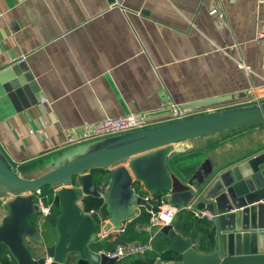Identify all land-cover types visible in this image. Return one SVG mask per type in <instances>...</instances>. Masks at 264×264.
<instances>
[{
	"label": "crops",
	"instance_id": "crops-1",
	"mask_svg": "<svg viewBox=\"0 0 264 264\" xmlns=\"http://www.w3.org/2000/svg\"><path fill=\"white\" fill-rule=\"evenodd\" d=\"M260 30L264 0H0V154L22 177L48 171L121 134L69 143L68 133L82 137L106 117L161 110L163 89L180 104L226 98L199 112L256 103L264 95ZM167 115L149 119L157 125ZM12 198L0 200V225ZM56 238L51 231L46 245ZM25 244L43 256L32 238Z\"/></svg>",
	"mask_w": 264,
	"mask_h": 264
},
{
	"label": "water",
	"instance_id": "water-1",
	"mask_svg": "<svg viewBox=\"0 0 264 264\" xmlns=\"http://www.w3.org/2000/svg\"><path fill=\"white\" fill-rule=\"evenodd\" d=\"M162 94L165 107L145 117L172 111L167 91L163 89ZM224 101V97H212L184 103L182 108ZM250 127L220 141L223 134ZM215 133L218 136L203 145L188 142ZM122 161L125 164L112 167ZM97 168L109 171V187L100 212L88 213L83 199L101 198L99 182L92 174ZM77 181L79 187L74 185ZM137 183L153 196L168 193L174 205L193 203L196 209L217 215L211 228L216 240L212 252L201 251L199 243L170 224L161 229L169 238L166 251L180 254L181 261L147 256L149 264H264V100L121 133L107 144L28 178L16 173L0 154L4 192L0 200L13 196L0 225V247L7 246L18 264H45L47 257L52 258L51 264H117L116 257L94 250L92 244L102 218L109 217L120 226L135 215L137 207L152 209L136 190ZM45 186L53 190L57 212L42 216L32 193ZM31 218H36V225ZM51 231L56 241L46 245ZM25 237L43 246V256H33Z\"/></svg>",
	"mask_w": 264,
	"mask_h": 264
},
{
	"label": "built area",
	"instance_id": "built-area-1",
	"mask_svg": "<svg viewBox=\"0 0 264 264\" xmlns=\"http://www.w3.org/2000/svg\"><path fill=\"white\" fill-rule=\"evenodd\" d=\"M211 14H220L222 15L223 12L220 11L218 8H213L211 10ZM256 40H264V30H260L256 33L255 36ZM27 55H24L21 57L20 61L24 62L26 60ZM241 67H243L248 74H250L251 69L249 66H247L243 61L240 62ZM253 90L256 92L257 89L253 88ZM264 91V88L262 89ZM264 98V95L256 96L253 99H256L260 101ZM45 101V100H44ZM251 102L252 99H249ZM172 111L168 113L167 117L165 118L164 122L169 121H175L184 119L187 117L194 116L199 112L197 109H191V108H182V104L172 101L171 104ZM209 111H214L215 109L210 108ZM213 109V110H212ZM207 112V111H202ZM159 121L151 120L143 115L134 114V113H128L125 115L117 116V117H106L104 119H101L99 121L94 122L90 126L89 132L82 137H79L78 135H74L73 133H68L69 136V143H77L81 142L85 139L90 138H97L107 135H113V134H119L129 131H134L138 129H143L150 127ZM76 187L80 186V182H75L74 184ZM109 187L108 181H105V183H102L99 185V190L101 193V198H104L107 190ZM33 196L36 200V202L39 204V211L42 216L51 214L54 211V206L52 203V198L49 194L45 193L42 188H38L36 191H34ZM144 198H146L151 204L152 209L148 210L151 213V219L148 224H142V223H135V229L139 232H141L146 238L144 240H133V241H126V242H120L118 243L113 250L105 251L100 250V252H105L110 257H116L118 260L127 257V256H134L139 254H146L151 253L154 251L155 246L154 242L158 235L161 233L162 227L166 225L173 224L175 221L177 215L183 211V210H191L194 215L200 218L208 219L211 223H213L217 215L213 213L210 210H198L195 208L193 203L186 204V205H174L168 201V193L163 194L160 198H155L150 192H145L142 194ZM152 201H155L158 205V209L154 210V204ZM142 207H137L135 215L125 222H123L120 226H115L111 223L110 218H102L101 223L98 225L97 228V238L96 241H103L110 237L113 233H124L127 230L128 224L135 221V219L140 215ZM88 213L93 212H100V210H90L87 211ZM164 213L165 215L171 213L172 221L169 224H163V221L161 220V213ZM7 257L11 259V254H8ZM52 263V258L47 257L45 264Z\"/></svg>",
	"mask_w": 264,
	"mask_h": 264
},
{
	"label": "trees",
	"instance_id": "trees-1",
	"mask_svg": "<svg viewBox=\"0 0 264 264\" xmlns=\"http://www.w3.org/2000/svg\"><path fill=\"white\" fill-rule=\"evenodd\" d=\"M92 174L98 180L99 185L102 184L104 180L107 181V179H109V171L103 168L93 170ZM135 188L138 192H141V189H143L140 183L135 184ZM42 189L45 193L52 195L53 191L49 186L42 187ZM163 194L165 193H160L155 196V198H160ZM152 203L154 204V210H157L158 204L155 201H152ZM103 204V198L86 196L83 199L82 206L86 211H90L92 209L100 210ZM150 219L151 213L145 207H142L140 215L134 222L128 224L127 230L124 233H113L106 240L93 243L92 248L97 251H110L120 242L144 240L145 236L135 229V223L148 224ZM173 225L183 236L191 237L194 243H199L201 251L210 253L215 249L216 240L211 230L212 223L208 219L197 217L191 210H183L177 215ZM154 246L155 249L151 253L127 256L120 259L117 264H149L146 260L147 256L159 257L165 261H181L180 254L173 251H166L169 246V238L162 232L156 238ZM39 247L43 246L39 244ZM9 253L11 254L7 246L2 245L0 247V260L2 261V264H17L15 259L9 261L7 257Z\"/></svg>",
	"mask_w": 264,
	"mask_h": 264
},
{
	"label": "clouds",
	"instance_id": "clouds-1",
	"mask_svg": "<svg viewBox=\"0 0 264 264\" xmlns=\"http://www.w3.org/2000/svg\"><path fill=\"white\" fill-rule=\"evenodd\" d=\"M161 220L163 221V224H169L172 221L171 213L165 215L163 212L161 213ZM50 264V262H49Z\"/></svg>",
	"mask_w": 264,
	"mask_h": 264
},
{
	"label": "bare ground",
	"instance_id": "bare-ground-1",
	"mask_svg": "<svg viewBox=\"0 0 264 264\" xmlns=\"http://www.w3.org/2000/svg\"><path fill=\"white\" fill-rule=\"evenodd\" d=\"M3 193H4V192L2 191V189H0V196H2Z\"/></svg>",
	"mask_w": 264,
	"mask_h": 264
},
{
	"label": "rangeland",
	"instance_id": "rangeland-1",
	"mask_svg": "<svg viewBox=\"0 0 264 264\" xmlns=\"http://www.w3.org/2000/svg\"><path fill=\"white\" fill-rule=\"evenodd\" d=\"M124 133H125V132H124ZM139 193L143 194V192H139Z\"/></svg>",
	"mask_w": 264,
	"mask_h": 264
}]
</instances>
